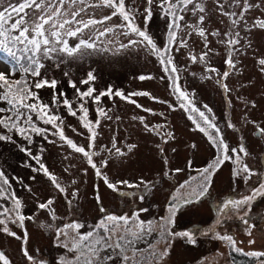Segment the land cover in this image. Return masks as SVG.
I'll return each instance as SVG.
<instances>
[{"label":"rangeland","instance_id":"rangeland-1","mask_svg":"<svg viewBox=\"0 0 264 264\" xmlns=\"http://www.w3.org/2000/svg\"><path fill=\"white\" fill-rule=\"evenodd\" d=\"M126 4H132V0H126ZM132 6L138 7L139 11L143 13L145 0H135V4ZM207 6L212 9L214 7L213 0H207ZM235 10L238 11V9ZM152 13L147 30L157 42V45L163 47L167 44L168 19L162 18L161 10L155 5H153ZM101 14L99 11L96 13L97 16ZM103 14H107V10H104ZM258 15L261 14L257 10H253L247 14V18L251 22ZM261 18H264V16H261ZM221 20L224 22L221 23ZM185 21L192 23L194 18L189 13L185 15ZM119 22L117 17L109 23ZM136 23L142 28L145 27L143 15L138 16ZM183 23L182 21L181 24ZM228 23L229 21L226 18L213 12L206 21V27L209 31L219 29L221 33H224L227 31ZM186 32L187 29L178 32L177 41L183 37L187 40L188 46L176 50L174 43L171 53L175 65L183 67V72L176 74L179 76L180 85L191 86L192 84L191 87L183 91L191 94L192 104L201 111H205L206 115L210 114L206 112L203 105L207 104L212 109V113L216 118L215 123L222 130V136L229 148L237 147L242 140L250 153V156L245 157L244 161L258 175L248 180H245L243 175L234 177L233 169L237 165L225 161L216 171L209 193L199 203L186 205L185 209L175 216V225L172 231H181L188 225L205 227L210 224L209 222L215 230L210 231V233L204 231L194 232L195 244L187 242L186 238L175 239L165 264H228V249L230 247L224 242L214 239L215 233L230 234L237 240L244 241V244H238L237 246L243 247L245 251L264 250V198H258L252 204L255 219L252 220L249 216L246 217L252 227L253 237L251 238L256 240V243L251 246L247 245V240L250 237L245 234L246 225L241 222L239 216L229 217L217 211L218 206L222 205L224 201L240 199L243 195L250 194L264 179V139L254 136V126L244 122L245 116H247L249 120L257 121L261 127H264V75L260 73L256 63L259 58H264V31L254 30L251 33L253 38L252 48L247 49L243 55L237 54L235 57L240 60V64L237 65L238 70L232 69L229 77L224 80V83L232 89L230 93H223L215 83L216 73L205 72V69L209 67L216 68L219 73L228 70L225 64L227 58L226 48L218 42L224 37L209 35V47L214 52L209 53L206 64L193 63L188 58L189 54L198 56L205 49L198 35L193 33L191 36H187ZM244 34L242 31V35ZM102 40L104 43L97 42L98 46L100 48L106 46L109 51L92 52L90 55L77 56L76 58L65 57L62 62L60 59L55 61L46 60L44 61L45 67L42 69V77L48 80L55 79L57 81L55 91L65 93L66 98L73 102V108L77 107L73 100L77 96L75 93L76 88L83 92L87 90L88 86L95 88L96 91L93 95H99L100 92L108 88L113 91L120 90L125 95L132 92H149L157 100L167 101V103H159L157 100H152L146 96L131 97L143 108L152 109V112H145L141 108H137L135 104L128 103L115 96L109 98L105 95L100 98L99 104L93 103L90 98H84L87 99L85 107L88 109V119L93 122L98 118L100 119V124L95 129L98 135L95 145L91 149L87 148L89 143L86 139L89 135L88 130L82 126L80 121L76 117H69L68 112L62 106L58 110L55 108L52 110L64 118L62 127L68 138L72 139L77 145L85 147L86 150L99 152L98 156L93 157L98 166L101 165V161L109 159L110 153L107 149L112 147L111 140L113 136L116 137L117 147L123 151H127V144H137V148L127 156H112L108 166L102 168V171L113 182L127 179L132 183H137L140 179H144L145 181H152L155 187L148 193H144L143 186L139 190L121 188V191L129 194L128 196H121L108 189L103 180L97 177L94 170L87 165L83 155L75 153L65 142L60 141L58 136L48 135L46 140L43 135L33 133V144L30 147L32 155L39 156L40 162L65 186L69 185L73 178L77 180V184L67 188L69 193L79 189L74 213L67 205L64 195L56 191L43 172L32 171V168L39 167L36 160L20 152L16 144L0 142V170L4 172L8 179L15 197L20 199L22 213L25 216L34 215L35 217V221H25L24 229L11 223H9V228L21 237L26 229L29 233L26 247L30 254L37 256L38 259L46 260L48 264H54L59 255L63 253V249L53 246L54 231H45L39 227L40 224H51L53 221L47 210L38 209V203L54 198L53 207L57 217H59L55 221V225L62 226L66 222L78 219L86 225L85 229H82V231H86L87 225L95 223L103 215L99 212L96 201V191L98 190L103 207L109 213L131 215L134 210L147 208V212L140 213V219L155 222L160 217L166 216L167 195L174 193L179 184L198 175L196 169L205 167L216 154V149L209 143L208 137L196 127L192 119H189V116H192L193 119L200 120L198 113L192 112L191 107L188 111H185L184 108L180 107V103L173 99L170 81L156 58L147 55L143 49L115 52L118 47L117 41L127 42L124 36L110 34ZM108 40L113 42L109 44L107 43ZM76 42L78 41L69 38L70 46H74ZM88 51L91 52V50ZM10 67L11 65L7 63V59L0 56V72H5ZM89 72L93 73L95 80L81 83V81L87 80ZM192 73L196 75L193 76ZM140 75L152 76L153 79L140 81L138 79ZM202 75H211L213 79L202 80L200 79ZM36 79H40V77ZM69 81L74 82L76 88L70 87ZM53 91L52 88L47 86L37 90L40 99L49 105H51ZM185 102L187 104V101ZM252 102L255 103L256 107H251ZM169 104L172 105V108L168 106ZM2 105L0 104V106ZM98 107L107 111L113 119L108 120L98 117L96 111ZM81 114L77 112V116ZM117 116L120 117L119 120L115 119ZM133 116H143L145 123L149 126L164 125L165 127L160 129V135L155 132L145 133L142 130L143 125L138 120L134 121ZM227 121H231L235 125V130L227 128ZM36 125L55 131L50 124H42L39 120L36 121ZM73 128L76 129L75 132L72 131ZM165 131H170L174 135V139L169 140L166 144L162 139ZM0 133H3L1 128ZM17 137H13V139L17 141V144L24 146L23 138L18 135ZM48 140H56L57 143L50 144ZM192 144L196 145L195 149L191 147ZM157 145L164 149V156L168 159L167 165L163 163ZM173 149H175L174 152ZM189 162H191V167H189ZM65 168H68L69 171L65 172ZM85 168H87V175L83 174ZM177 168L183 169V171L174 173ZM164 171H169V177L162 175ZM32 177H35V179H32ZM234 180L237 181L235 193L233 192ZM196 183V180H192L193 185ZM140 195L145 196L143 201L139 200ZM68 198L71 199V196ZM12 206L13 203L10 204V208ZM234 214L236 213L229 215ZM218 218L220 224H216ZM189 232H193V230ZM155 239L156 234L153 233L147 242H141L137 247L144 248L148 242H154ZM21 244V240L0 232V251L6 254L11 264H28L21 253ZM250 259L254 264H257L254 258Z\"/></svg>","mask_w":264,"mask_h":264},{"label":"snow or ice","instance_id":"snow-or-ice-1","mask_svg":"<svg viewBox=\"0 0 264 264\" xmlns=\"http://www.w3.org/2000/svg\"><path fill=\"white\" fill-rule=\"evenodd\" d=\"M134 4L135 0H132V4H126V0H0V56L5 57L7 63L11 65L7 71L0 72V104L5 105L0 106V128L5 130L0 133V142L16 144L20 152L36 160L39 167L32 168V171H42L56 191L64 195L67 205L74 213L79 189L69 193L67 188L77 184V180L73 178L70 184L65 186L40 162L39 156L32 155L30 148L17 144V141L13 139V134L22 137L28 144L32 143L33 133L43 135L46 140L48 135L58 136L59 140L65 142L75 153L83 155L87 165L94 170L95 175L101 178L104 185L111 191L121 196H128L129 194L121 191V188L139 190L143 186L144 193H148L155 187L152 181L140 179L137 183H132L127 179H120L113 182L102 171V168L108 166L112 156H127L137 148V144L129 143L126 145L127 151H123L117 147L116 137L113 136L111 140L112 147L107 149L110 157L101 161V165L98 166L93 157L98 156L99 152L86 150L85 147L77 145L72 139L68 138L62 127L64 118L52 109L58 110L62 106L69 115L80 121L82 126L88 130L89 135L86 139L89 143L87 148L91 149L95 145L98 135L95 129L99 126L100 119L98 118L95 122L88 119V109L85 107L84 98H90L93 103L99 104L101 97L107 95L112 98L115 96L128 103L135 104L137 108H141L145 112H152V109L143 108L131 97L146 96L152 100H157V98L149 92H132L125 95L122 91H113L111 88L100 92L99 95H93L96 91L95 88L89 87L86 91L81 92L79 88H76L74 82L69 81V86L76 88L77 98L82 101L76 108H73V102L66 98L65 93L55 91L57 81L42 77V69L45 67L44 61L46 60L55 61L60 59L62 62L65 57L76 58L77 56L90 55L92 52L109 51L106 46L100 48L97 42L104 43L102 38L108 37L110 34L124 36L127 42L117 41L118 47L115 52L143 49L147 55L155 56L162 66L163 72L171 81L172 91L177 94V100L181 101L180 107L184 108L185 111H188L191 107L192 112L198 113L200 120L193 119L192 116H189V119L193 120L196 127L208 137L209 142L216 149L213 159L205 167L196 169L199 180H197V177H192L191 180L179 184L167 201V215L160 217L155 222L140 219V213L147 212V208L135 210L131 215L109 213L103 207L98 190L96 191V201L99 212L103 215L95 223L87 225L86 231H82L86 225L78 219L66 222L62 226L55 225V221L59 217H57L53 207L54 198L38 203V209L47 210L53 221L51 224H40L39 227L45 231H54L53 246L63 249V253L59 255L54 264H165L175 239L186 238L187 242L196 243L195 230L193 232L171 230L174 225V218L183 206L199 203L209 193L213 177L225 161L237 165L233 169L234 177L243 175L244 179L248 180L258 175L244 161V158L250 156V153L242 140L237 147L229 148L222 136V130L215 123L216 118L212 113V109L204 104L203 108L210 114L206 115L205 111H201L192 104L191 94L181 90L177 83L179 76L176 74L181 72L182 69L175 65L171 53L174 43L176 50L188 46L187 40L183 37L177 41V33L187 29L186 35L191 36L193 33L198 35L205 49L198 56L190 53L188 58L193 63L206 64L209 53L214 52L209 47L208 36H223L224 38L218 42L226 48L227 58L225 64L228 70L219 73L216 68L209 67L205 69V72L216 73L215 83L224 93H230L232 89L224 83V80L229 77L232 69L238 70L237 65L240 64V60L235 57L237 54L243 55L247 49L252 48L253 38L251 33L254 30L264 31V18H261V16H264V0H213L214 7L212 9L208 8L207 0H145L143 13L139 11L138 7H133ZM153 5L161 10L162 18L168 19L167 44L163 47L157 45V42L147 30V25L153 14ZM235 9H238V11ZM104 10H107V14H103ZM253 10H257L261 15L256 16L249 22L247 14ZM98 11L102 13L99 16L96 15ZM213 12L229 21L227 31L224 33H221L219 29L209 31L206 27V21ZM189 13L194 18L192 23L185 21V15ZM140 15L144 17L145 27L143 28L136 23ZM117 17L119 23H109ZM182 21L183 24H181ZM223 22L221 20V23ZM242 31L245 33L244 35H242ZM69 38H73L78 42L74 46H70ZM112 42V40L107 41L109 44ZM88 50H91V52ZM256 63L260 73L264 75V58H259ZM17 73H19V78H14ZM192 75L195 76L196 74L192 73ZM37 77H40V79H36ZM138 79L145 81L151 80L153 77L140 75ZM200 79L212 80L213 76L202 75ZM94 80L95 76L92 72H89L87 80H83L81 83ZM46 86L54 90L51 105L41 101L38 92L33 90L42 89ZM184 101H187V105ZM157 102L167 103V101L159 100ZM168 106L172 108L171 104ZM251 107H256L254 102L251 103ZM96 111L98 117L108 120L113 119L103 108L98 107ZM77 112L82 114L77 116ZM33 115L45 125L50 124L55 131L38 127L36 121L33 120ZM161 115L163 114L161 113ZM115 119L119 120L120 117L117 116ZM132 119L134 121L138 120L143 125L142 130L145 133L155 132L160 135V129L165 127L164 125L149 126L145 123L143 116H133ZM244 122L254 126V136L259 134V137L264 139V127H261L260 123L249 120L247 116H245ZM226 126L228 129L235 130V125L231 121H227ZM72 131L75 132L76 129L73 128ZM162 139L166 144L169 140L174 139V135L170 131H165ZM48 143L56 144L57 141L48 140ZM191 147L195 149L196 145L192 144ZM157 148L163 158V163L167 165L168 159L164 156V149L160 145H157ZM172 151L174 152L175 149ZM189 167H191V162H189ZM64 171L68 172L69 169L65 168ZM181 171L183 169L177 168L174 173ZM83 174L87 175V168L83 170ZM162 175L169 177V171H164ZM32 179H35V177H32ZM192 180H197V183L193 185ZM5 185L11 187L4 172L0 170V198H5L4 194L7 191ZM28 190L31 191L30 188ZM69 196H71V199L68 198ZM7 198L13 200V206L9 209L0 205V208H3V211H0V232L22 241L21 253L28 264H48L46 260L38 259L37 256L30 254L26 247L29 239V233L26 229L21 237L9 228V223H11L24 229L25 221H35V217L34 215L25 216L22 213V203L19 198L15 197L14 193H8ZM138 198L143 201L145 196L140 195ZM258 198H264V179L250 194L243 195L240 199L224 201L217 208V211L225 216L231 213L239 215L241 222L246 225L244 232L250 237L247 240L248 246L254 245L256 240L251 238L253 237L252 227L246 217L253 202ZM216 224H220L219 218L216 220ZM153 233L156 234L154 242H148L144 248L137 247L141 242H147ZM214 239L224 242L233 252L254 258L257 264H264V250L245 251L243 247L237 246L245 242L237 240L230 234L215 233ZM161 245L163 246L161 247ZM36 251L38 252V250ZM0 264H11L10 259L3 251H0Z\"/></svg>","mask_w":264,"mask_h":264},{"label":"trees","instance_id":"trees-1","mask_svg":"<svg viewBox=\"0 0 264 264\" xmlns=\"http://www.w3.org/2000/svg\"><path fill=\"white\" fill-rule=\"evenodd\" d=\"M14 78H19V73H17V76ZM33 90L37 92L36 89H33ZM2 106H5V105H2ZM34 116L35 115H33V117ZM2 131L4 132L5 130L2 129ZM15 136H17V135L13 134V137H15ZM4 187L7 189V191L4 194L5 198H0V205H3V208H10V204L13 203V200L10 198H7V197H8V193H13V191H12L11 187L9 188L7 185H5ZM3 208H0V211H3ZM192 230L197 231L198 229H192ZM212 230H213V226L211 228L202 229V231H204V232L212 231ZM228 264H254V262L249 257H246L242 254L235 253L232 251V249L229 248L228 249Z\"/></svg>","mask_w":264,"mask_h":264},{"label":"flooded vegetation","instance_id":"flooded-vegetation-1","mask_svg":"<svg viewBox=\"0 0 264 264\" xmlns=\"http://www.w3.org/2000/svg\"><path fill=\"white\" fill-rule=\"evenodd\" d=\"M179 68L183 70V67H179ZM177 83H178L179 86L181 87V90L188 89L189 87L192 86V84H191V86H182V85H180V79H179V81H177ZM192 83H193V82H192ZM202 133H203V132H202ZM205 136H206V135H205ZM249 191H251V190H249ZM169 196H170V194L168 195V198H169Z\"/></svg>","mask_w":264,"mask_h":264},{"label":"water","instance_id":"water-1","mask_svg":"<svg viewBox=\"0 0 264 264\" xmlns=\"http://www.w3.org/2000/svg\"><path fill=\"white\" fill-rule=\"evenodd\" d=\"M256 136H259V134H257Z\"/></svg>","mask_w":264,"mask_h":264}]
</instances>
